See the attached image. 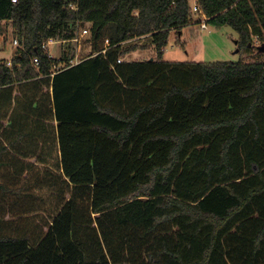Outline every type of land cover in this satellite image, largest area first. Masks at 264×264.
Instances as JSON below:
<instances>
[{
    "label": "trees",
    "instance_id": "16d2710c",
    "mask_svg": "<svg viewBox=\"0 0 264 264\" xmlns=\"http://www.w3.org/2000/svg\"><path fill=\"white\" fill-rule=\"evenodd\" d=\"M195 5L255 58L164 60L189 0H0V264H264V0Z\"/></svg>",
    "mask_w": 264,
    "mask_h": 264
},
{
    "label": "rangeland",
    "instance_id": "374dc122",
    "mask_svg": "<svg viewBox=\"0 0 264 264\" xmlns=\"http://www.w3.org/2000/svg\"><path fill=\"white\" fill-rule=\"evenodd\" d=\"M195 2L196 0H189L193 13L191 24L182 28L178 34L174 30L171 31L163 55L164 60L180 62H214L239 61L241 59L255 58L256 50H252L249 55L246 51L238 49L235 42L237 39V33L230 26H214L207 23L204 16L196 9ZM3 23L7 29L4 36H1L0 38V57L9 59L17 46L12 44L14 33L11 25L9 23ZM89 39L87 38V35L81 38L79 37L80 42L78 45L71 41L61 44L58 41L51 42L48 45L49 49H47V51L52 57L57 58L60 57L62 52L66 49L67 55L70 56L76 51L75 56L73 55V57L74 60L79 61L90 54V45L88 44ZM140 41L146 43V39H141ZM128 42H131V40ZM255 44L260 45V43ZM67 45H69V48ZM147 50L148 49L137 50L131 55H126L125 58L140 59L145 56L153 57L154 53L151 52L152 49L149 48V51Z\"/></svg>",
    "mask_w": 264,
    "mask_h": 264
},
{
    "label": "built area",
    "instance_id": "2783aa9c",
    "mask_svg": "<svg viewBox=\"0 0 264 264\" xmlns=\"http://www.w3.org/2000/svg\"><path fill=\"white\" fill-rule=\"evenodd\" d=\"M13 2L15 1V0H12ZM89 34H90V32H89V30L88 29H82V31L79 33V31L78 30H76L75 31V33H74V36L72 37V38H70V39H61V38H59V37H49V38H47L45 41H43V43L41 44V48L43 49V50H47V49H49V47H48V45H49V43H51V42H55V41H58L60 44L61 43H66V42H68V41H71V42H73V43H77V45L79 44V37L81 38V37H84L85 35H87V37H88V39L90 38V36H89ZM90 42L88 41V44H89ZM106 43H107V40H106ZM255 43H258V41L256 40L255 41ZM12 44L13 45H15V46H17V47H19L20 46V48H22V45H20V43H19V41H18V39L16 38V37H14L13 39H12ZM74 46V45H73ZM66 51V50H65ZM75 53H76V51H74L73 53H72V55H74L75 56ZM71 55V56H72ZM33 64L35 65V67H37L38 66V58L37 57H34L33 58ZM74 61H76V60H74ZM6 64L8 65V66H10L11 65V61H10V59H7L6 60Z\"/></svg>",
    "mask_w": 264,
    "mask_h": 264
},
{
    "label": "water",
    "instance_id": "95a60500",
    "mask_svg": "<svg viewBox=\"0 0 264 264\" xmlns=\"http://www.w3.org/2000/svg\"><path fill=\"white\" fill-rule=\"evenodd\" d=\"M257 48H258L259 51L264 52V43H262L261 45H259Z\"/></svg>",
    "mask_w": 264,
    "mask_h": 264
}]
</instances>
